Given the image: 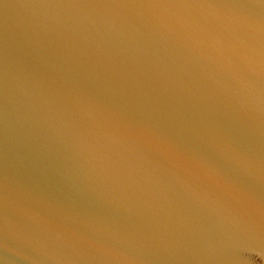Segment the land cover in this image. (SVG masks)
Returning a JSON list of instances; mask_svg holds the SVG:
<instances>
[{"label": "water", "instance_id": "obj_1", "mask_svg": "<svg viewBox=\"0 0 264 264\" xmlns=\"http://www.w3.org/2000/svg\"><path fill=\"white\" fill-rule=\"evenodd\" d=\"M0 264H264V0H0Z\"/></svg>", "mask_w": 264, "mask_h": 264}]
</instances>
